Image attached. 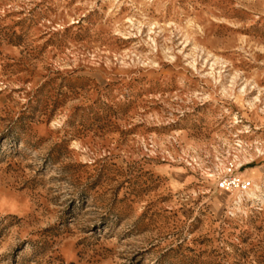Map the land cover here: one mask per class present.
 <instances>
[{"label": "rangeland", "instance_id": "1", "mask_svg": "<svg viewBox=\"0 0 264 264\" xmlns=\"http://www.w3.org/2000/svg\"><path fill=\"white\" fill-rule=\"evenodd\" d=\"M0 264H264V0H0Z\"/></svg>", "mask_w": 264, "mask_h": 264}, {"label": "built area", "instance_id": "2", "mask_svg": "<svg viewBox=\"0 0 264 264\" xmlns=\"http://www.w3.org/2000/svg\"><path fill=\"white\" fill-rule=\"evenodd\" d=\"M250 186V181L232 172L226 174L217 182L218 189L225 192H244L248 190Z\"/></svg>", "mask_w": 264, "mask_h": 264}, {"label": "bare ground", "instance_id": "3", "mask_svg": "<svg viewBox=\"0 0 264 264\" xmlns=\"http://www.w3.org/2000/svg\"><path fill=\"white\" fill-rule=\"evenodd\" d=\"M234 192H238V191H234Z\"/></svg>", "mask_w": 264, "mask_h": 264}]
</instances>
